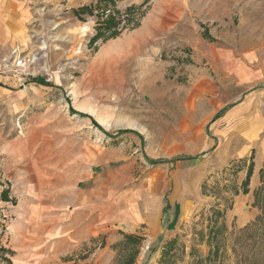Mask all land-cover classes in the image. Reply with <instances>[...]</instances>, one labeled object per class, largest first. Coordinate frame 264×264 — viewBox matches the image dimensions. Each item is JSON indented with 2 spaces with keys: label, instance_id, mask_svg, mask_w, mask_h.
Segmentation results:
<instances>
[{
  "label": "rangeland",
  "instance_id": "obj_1",
  "mask_svg": "<svg viewBox=\"0 0 264 264\" xmlns=\"http://www.w3.org/2000/svg\"><path fill=\"white\" fill-rule=\"evenodd\" d=\"M21 1L0 29V264H264V0H188L148 38L146 1Z\"/></svg>",
  "mask_w": 264,
  "mask_h": 264
},
{
  "label": "crops",
  "instance_id": "obj_2",
  "mask_svg": "<svg viewBox=\"0 0 264 264\" xmlns=\"http://www.w3.org/2000/svg\"><path fill=\"white\" fill-rule=\"evenodd\" d=\"M145 1L146 5L149 3V8L146 7L148 10L145 11V16L140 20L142 23L130 31L131 37L135 38L138 35H142L148 38L159 36L164 31H173L179 26V20L188 13L189 9L186 5V1L188 0H116L114 7L120 8L123 6L126 8ZM91 2L94 4L96 0H92ZM25 11L21 0H0V29L4 38H7L9 31H14L13 28L15 26L24 24ZM239 218V226H243L253 218V215L245 213L241 214ZM144 221L148 224H153L154 219L142 217L140 224ZM80 226L87 227L83 223Z\"/></svg>",
  "mask_w": 264,
  "mask_h": 264
},
{
  "label": "trees",
  "instance_id": "obj_3",
  "mask_svg": "<svg viewBox=\"0 0 264 264\" xmlns=\"http://www.w3.org/2000/svg\"><path fill=\"white\" fill-rule=\"evenodd\" d=\"M115 2H116V0H96V4H102V3H106L107 5H114L115 4ZM95 7H98V5H95ZM128 9H130V8H128ZM76 14H78V15H81L82 13H87L88 15H93L94 14V9H93V7H92V5H82V6H80V7H78V8H76V9H74L73 10ZM113 23H114V21H113V17H111V16H107L105 19H103L102 20V22H101V24H102V26H103V28L104 27H106V29H109V28H111V26H113ZM100 28H102V27H99V29ZM101 33H100V31L99 30H97V32H96V35H100ZM116 34H117V32H111V35L110 36H112V37H114V36H116ZM95 37H97V36H94V38ZM93 38V37H92ZM218 116V115H217ZM191 158H193V157H191V156H187V157H183V158H180V160L182 159H191ZM150 162L151 163H160V162H163V160H157V159H150ZM248 168H247V172H246V174H245V178H244V180L242 181V183L244 184V186H243V191L244 192H246L248 189H247V187H248V183H249V180H250V176H251V174H252V168H253V161H251L250 160V162L248 163ZM7 192H4V194H6ZM126 238L127 239H131V240H136V238L137 237H134V236H132V235H126Z\"/></svg>",
  "mask_w": 264,
  "mask_h": 264
}]
</instances>
